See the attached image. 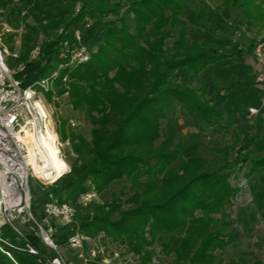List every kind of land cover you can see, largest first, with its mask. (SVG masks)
Wrapping results in <instances>:
<instances>
[{"label":"trees","instance_id":"16d2710c","mask_svg":"<svg viewBox=\"0 0 264 264\" xmlns=\"http://www.w3.org/2000/svg\"><path fill=\"white\" fill-rule=\"evenodd\" d=\"M12 1L0 0V7H10V16L17 15L23 22L39 15L50 28V40L42 47L40 59L27 64L17 76L23 88L43 80L67 62L68 50L62 45L65 41L76 44L74 35L92 12L103 31L91 59L64 70L54 82L59 95H71L74 110L84 112L96 102H102L103 107L101 117L93 122L90 149L77 144L71 134L82 174L65 190L69 195L73 188L84 193L87 190L83 184L92 178L94 190L102 194L113 184L127 181L131 194L125 204L131 207L124 210V203L115 197L106 207L109 215L119 211L118 221L95 218L80 225L79 232L89 237L103 233L126 242L141 264H153L155 244H160L168 264H250L243 257L227 263L222 259L231 245L227 208L239 193L231 183L237 163L240 172L250 166L246 170L250 178L264 171V157H252L243 147L236 161L230 160L228 148L216 149L219 159L214 161L182 159L175 140L163 129V120L176 105L197 114L206 124L223 116L212 106L215 97L207 100L205 91L198 94L187 84L178 83L188 75L197 79L209 66L234 57L217 54L215 45L189 37L184 19L186 6L195 9L200 30L208 22L210 2L219 1L229 10L239 8L247 17L252 8L250 0H75L81 6L79 13H55L52 18L46 13L52 0H18L26 7L25 15L19 6L11 8ZM257 22L251 23L255 26ZM26 27L28 32L38 34L29 25ZM61 28L63 32L57 34ZM31 42L26 35L19 63L27 62ZM256 47L251 43L249 54H254ZM221 100L226 103V96ZM53 198V194L48 195L40 204ZM67 236L56 244H66ZM25 242L37 252L36 256L27 254L39 264H50L56 256L35 233H29ZM9 262L0 251V264Z\"/></svg>","mask_w":264,"mask_h":264},{"label":"rangeland","instance_id":"374dc122","mask_svg":"<svg viewBox=\"0 0 264 264\" xmlns=\"http://www.w3.org/2000/svg\"><path fill=\"white\" fill-rule=\"evenodd\" d=\"M12 2L11 8L19 6V9L23 11L22 14H26L25 5L18 0ZM250 3L252 7L248 12L250 16L246 14L247 17H245L239 8L229 10L219 1L210 2L207 9L208 22H205L200 30L196 26L193 6L189 5L185 8L184 19L189 27V37L199 43L207 41L215 45L217 54L234 57L209 66L197 79L188 75L178 80L179 84H187L198 94L202 92L201 90L205 91L204 95L207 100L215 97L216 101L212 103V106L223 114L221 118H213L206 124L200 121L197 114L181 108L180 105H176L174 111L169 112L167 118L163 120V129L166 136L175 140V148L180 152L182 159L200 157L207 161H214L219 159V155L215 152L216 149L228 148L230 160L236 161L240 158V150L243 147H247L246 153L252 157H264V106L261 102L263 94L256 84L257 61L254 54H249L251 43L257 46L264 45V0H250ZM78 5L79 3L75 0H52L46 13L50 18L55 13L62 15L65 12L73 16L77 13ZM10 13V7L4 10L5 19L15 30L22 29L20 33L5 39L11 50L18 48V52L23 56L26 35L32 38L29 44V54L36 46L39 45L42 48L50 40L48 39L49 23L41 16L36 15L23 22L16 18L17 15L10 16ZM88 18L89 20L77 31L81 32L83 44L93 54L102 41L103 31L97 25V17L93 15V12ZM110 19L115 20L113 17ZM247 20H252V23L254 20L258 22L254 26L250 21L247 23ZM26 24L38 34L28 32ZM62 31L61 28L56 33L61 34ZM17 41L18 44H16ZM210 53L213 52L210 51ZM239 53L241 55L237 56ZM58 91L55 84L52 93H44L40 96L48 119L45 123L42 122L36 126L34 147L44 151L41 139L47 137L48 129L51 130L57 138L56 146L59 150V157L65 162L67 168L62 173V177L57 180L54 178L56 174L52 172L51 176L41 174L39 178L32 179V211L35 213L41 201L53 194V201L69 203L78 211L74 224L75 229L95 218L116 222L120 219L119 211L109 215L106 205L111 204L117 197L120 202L124 203L122 204L124 210L130 209L131 206L125 204L131 194V187L127 181L113 184L102 194L94 190L92 178L83 184L87 190L84 193L82 190L73 188L69 195L65 190L67 184L82 174L78 155L72 146L71 134H74L76 143L84 149L91 148L93 122L102 115V102H96L93 106L86 107L84 112H79L74 110L71 104V95H59ZM224 96L227 98L226 103L221 100ZM250 108L259 110V114L251 116ZM249 167L247 166L240 172L237 163L231 179L232 185L239 190V193L232 205L227 208L229 218L226 226L231 245L222 255L225 263L243 257L250 264L255 262L264 264V171L248 178L246 170ZM55 190L57 192L54 194ZM88 196L91 198L89 199ZM85 199L88 200L85 201ZM52 228L55 243L61 240L62 235H68L72 231V229L63 228L56 221H52ZM9 231V228H5L1 234L14 235L12 231ZM80 233L88 239L87 252L96 250L100 263L141 264L140 257L130 251L126 242L116 241L103 233L95 237ZM8 242L14 245L20 243V247L26 248L19 239L13 238ZM59 249L67 263L83 264L67 244H63V247ZM153 250L155 252L153 264H158L157 262L168 264L169 261L163 255L160 244H155ZM217 255L219 256L220 253L218 252ZM15 260L17 264H21L16 257ZM7 264L16 263L10 261Z\"/></svg>","mask_w":264,"mask_h":264},{"label":"built area","instance_id":"2783aa9c","mask_svg":"<svg viewBox=\"0 0 264 264\" xmlns=\"http://www.w3.org/2000/svg\"><path fill=\"white\" fill-rule=\"evenodd\" d=\"M80 10L81 6L78 5L77 13ZM21 31L22 29L12 28L4 17V10L0 8V225L10 228L22 239L26 237L24 228L27 227L30 233L39 236L44 244L55 252L56 256L50 264H71L67 263L59 246L53 240L52 220H61L66 229H72L67 236V246L75 251L83 264H88L98 258V252L91 250L88 253L86 249L88 239L74 228L78 216L76 208L69 203L48 202L42 206L44 217L38 221L32 211L31 181L34 177L39 178L37 172L47 170L43 160L39 161L34 157L36 126L48 119L40 96L52 93L54 82L60 78L61 73L66 69L84 65L91 59V53L83 44L81 32L77 31L74 35L75 45H70L68 41L62 45L68 50L67 62L59 64L58 68L43 80L23 88L17 76L25 71L27 64L40 59L42 48L36 46L29 54L27 62L19 63L20 53L16 48L11 50L5 39ZM254 56L258 64L256 84L261 88L263 94L261 102L264 106L263 44L256 47ZM249 114L256 116L259 110L250 108ZM61 177L62 174H56L55 179ZM13 248L0 237V251L11 257L8 249ZM29 251L37 254L34 249L29 248Z\"/></svg>","mask_w":264,"mask_h":264},{"label":"crops","instance_id":"0c3cea01","mask_svg":"<svg viewBox=\"0 0 264 264\" xmlns=\"http://www.w3.org/2000/svg\"><path fill=\"white\" fill-rule=\"evenodd\" d=\"M8 22H9V21H8ZM16 49H18V48H16ZM19 53H20V52H19ZM20 54H21V53H20ZM21 58H22V56H21ZM256 174H257V173H256ZM256 174H255V175H256ZM253 176H254V175H253ZM42 206H43V205L39 204V208H38V210H36V212L33 213L34 217H35L38 221H41L42 218L44 217V211H43ZM39 218H40L41 220H39ZM52 221H56V222H58V224H59L60 226H62L63 228H65L61 220L53 219ZM5 228H8V227H5V226H3V225H0V237H1L2 239H4L5 241L8 242V240H11V239H13V238H16V239H19V240L21 241V243L23 244L24 247H26V248H22V247H20V243L17 244V245H14V244H11V243L8 242L12 247H14L13 249H8V250H10V252H11V257H8V256L6 255V256L10 259V261H13V262H15V263L17 264V262H16V260H15V257H16V258L21 262V264H39V261H37L36 258H32L31 256H29V255L27 254V252L30 253V251H28L29 248H28L27 245H26L25 239H22V238H20L19 236H17V235H16V234H15L10 228H9V230L12 231L14 235L9 236V235H3V234H1V232H2ZM77 228H78V227H77ZM26 229H28V228H27V227L24 228V230H25V232H24V233H25V236H27V235L30 233L29 230H26ZM78 229H79V228H78ZM10 231H9V232H10ZM65 236H67V235H62L61 239L64 238ZM85 238H86V237H85ZM86 239H87V238H86ZM60 241H61V240H58L57 243H60ZM58 246H59V247H63V244H59ZM68 248H69V247H68ZM30 249H32V248H30ZM69 249L72 250L71 248H69ZM86 249H87V247H86ZM13 251H17V252L14 253ZM72 251H73V250H72ZM1 252H2V251H1ZM73 252H75V251H73ZM2 253H3V252H2ZM3 254H4V253H3ZM75 254H76V253H75ZM4 255H5V254H4ZM30 255H32V256H36L35 254H32V253H30ZM77 259H78V258H77ZM90 263H91V264H103L102 262L100 263L99 258L92 260ZM18 264H19V263H18Z\"/></svg>","mask_w":264,"mask_h":264},{"label":"bare ground","instance_id":"6f19581e","mask_svg":"<svg viewBox=\"0 0 264 264\" xmlns=\"http://www.w3.org/2000/svg\"><path fill=\"white\" fill-rule=\"evenodd\" d=\"M56 141H57L56 135L51 130L48 129L47 137L45 136L41 139V146L44 151L40 150L39 148H36L34 150V155H35L34 157L38 158L39 161L40 159L43 160V162L47 167V170H42L40 173L37 172V175L39 174V177L41 174L50 175L51 172L52 174L55 173L57 175H60L65 171V168H67L65 162H63L59 157V150L56 146Z\"/></svg>","mask_w":264,"mask_h":264}]
</instances>
